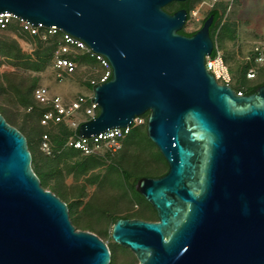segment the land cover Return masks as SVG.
I'll return each instance as SVG.
<instances>
[{
  "label": "water",
  "instance_id": "water-1",
  "mask_svg": "<svg viewBox=\"0 0 264 264\" xmlns=\"http://www.w3.org/2000/svg\"><path fill=\"white\" fill-rule=\"evenodd\" d=\"M185 1L0 0V13L56 26L109 60L111 79L95 87L100 114L81 124L82 137L149 112L169 171L137 188L159 220L118 219L116 243L139 264H264V85L241 94L216 79L206 67L214 16L188 36V10H165ZM111 260L108 243L77 229L43 187L26 136L0 112V264Z\"/></svg>",
  "mask_w": 264,
  "mask_h": 264
},
{
  "label": "rangeland",
  "instance_id": "rangeland-1",
  "mask_svg": "<svg viewBox=\"0 0 264 264\" xmlns=\"http://www.w3.org/2000/svg\"><path fill=\"white\" fill-rule=\"evenodd\" d=\"M216 7L222 8L223 13L214 30L215 46L230 69V84L246 90L264 82V61L258 62L256 58L254 62L255 54L262 52L264 55V0H191L192 10L185 30H200L211 10ZM178 9L179 2H172L167 10ZM7 40L17 41L25 57L34 61L38 59L39 39L23 35L18 29L0 30V43ZM71 52L87 53L75 49ZM26 60L8 57L0 52V109L12 125L21 127L39 144L35 142L37 162L32 164L34 171L39 168L49 172L56 165L51 161L46 164L44 159H57L63 149H70L71 137L58 148L49 136L50 149H46L43 146L45 135L41 141L35 130L41 135L47 128L39 124V112L21 102L16 88L27 91L36 82V85L48 87L52 93L61 94L70 101L79 95H87L89 81L105 73L106 69L101 62L89 65L77 62V72L60 75L54 59L45 62L39 70L26 66ZM250 64L252 68L247 70L248 79H245L244 72ZM251 69H255V77L249 75ZM142 119L143 123L136 125L142 126L141 134L134 138L126 136L119 151L101 148L91 155L83 151L72 157L67 154L60 159L55 172L45 174L40 179L44 188L53 191L73 207V213L69 211L70 218L77 229L94 232L108 243L114 255L111 264L140 263L131 249L115 242L113 226L120 218L157 220L156 210L146 202L137 184L142 177H159L169 171L168 162L160 157L161 151L148 136L146 117L142 116ZM79 160L88 164L87 169L81 162L74 164ZM126 173H130L131 178L136 177L134 184Z\"/></svg>",
  "mask_w": 264,
  "mask_h": 264
},
{
  "label": "built area",
  "instance_id": "built-area-1",
  "mask_svg": "<svg viewBox=\"0 0 264 264\" xmlns=\"http://www.w3.org/2000/svg\"><path fill=\"white\" fill-rule=\"evenodd\" d=\"M14 22H19L21 28L28 32L30 36H41L45 39L49 34H56L58 30H61L56 26L47 27L43 24L34 26L29 21L19 18L14 14L0 13V29H7ZM63 32L64 43L61 44L54 58L55 67L60 75L77 72L79 68L78 63L64 56V54L71 52L73 49L86 51L91 56H95L106 69V72L89 81V93L87 95H79L70 101H67L61 94L52 93L48 87L41 86L37 88L35 92L36 99L41 104L49 107L44 113L42 123L48 126L52 124H65L72 128L75 134L71 137L70 144L81 149L85 154L91 155L97 153L101 148H107L111 152H117L122 148L123 140L131 132L132 128L139 123H143L144 120L142 116H138L134 119L132 125L127 127H115L91 137H82L80 135L79 129L81 124L96 118L100 114L99 103L93 101L95 98V87L111 79L112 67L104 55L94 52L81 39L65 31ZM259 50L260 48H258ZM257 61H264L262 52L259 53ZM206 67L220 83L230 85V69L221 52L217 50L216 55L207 56ZM249 75L255 77V69H251ZM48 139L49 136L45 135L43 146L49 150L50 145Z\"/></svg>",
  "mask_w": 264,
  "mask_h": 264
},
{
  "label": "trees",
  "instance_id": "trees-1",
  "mask_svg": "<svg viewBox=\"0 0 264 264\" xmlns=\"http://www.w3.org/2000/svg\"><path fill=\"white\" fill-rule=\"evenodd\" d=\"M171 4L172 3L168 4L165 7V10L166 11H168L167 9L171 6ZM181 8H186L188 10V12H189V15H190V12L192 10V8H191V0H188V1H185V2H179V9H181ZM168 12L174 13L176 11H168ZM222 13H223L222 8L216 7V8H214V9L211 10L210 14L207 17V18H209L212 15L214 16V23L211 26V36L214 39V41H215L214 30L217 29V27H218V25H219V23L221 21ZM17 29L23 35L25 34L27 36H30L28 34V32L24 31L21 28V26L19 25V22H14L7 29H0V30L8 31V30H17ZM181 33L186 34L188 36H191V35L195 34L196 32H187L185 30V28H183L181 30ZM30 37L37 38V39H39V42H40V45L37 48L38 49L37 50L38 59H36L35 61H34V59H30V58L25 57V55L22 53V50H21L19 44L15 40H7V41H4V42H1L0 43V52H4L8 57H14L16 59H24V58H26L27 59L26 62H25L26 66H28V67H30L31 69H34V70H39V69L43 68V65H44L45 62L54 59L57 51L59 50V48L61 46V44L64 43V40H63V38H64V32L61 31V30H58V32L56 34H49L46 39L43 38V37H41V36H30ZM216 54H217V48L215 46V50H214L213 55H216ZM258 55H259V53L255 54L254 62H255V59L258 57ZM64 56L65 57H68L69 59H71V60H73L75 62H78V63L79 62H85V64H88V65L89 64H98V62H100L95 56H91V54H89V53L69 52L67 54H64ZM250 67H251V64L248 67V69H246V71L244 72L245 79H248L247 78V73H248L247 70H249ZM230 85L237 92H241L243 94H252V93L257 92V89L260 86L264 85V82H261V83L255 84L253 86H250L246 90H242V89L238 88L237 86H235L234 84H230ZM39 87H41V86L36 85V82H35L29 88V90H27V91L21 90L19 87L16 88V91L18 92V94H19V96L21 98V102L23 104H25L27 108L32 107L33 110H37L39 112V116H40L39 117V124L42 127L47 128V130L45 132H43L41 135L38 134V132L35 130V132L37 134V137H40V139L42 141L44 135H48V136H50L51 138L54 139V143L59 146L58 148H61L68 141V139L75 134V131L73 129L69 128L65 124H52V125L48 126V125H44L42 123V119L44 117V113L46 112V110L49 107L46 106V105H44V104H41L36 99L35 92H36L37 88H39ZM30 95H32L33 99H31L32 97L30 98ZM0 112L3 114V111L1 109H0ZM143 117H146V119L148 120V118H149V112L146 113V114H144ZM7 121L10 123V121L8 119H7ZM13 126L17 127L26 136V138L28 140L29 149H30V151L32 153V164H35L37 162V155H36V149H35L36 148L35 147L36 146L35 144L37 143L36 140L33 139L32 137H30L21 127H18L15 124H13ZM141 127L142 126H134L132 128L131 132L127 135V137L134 138L135 136L141 134V131H142V128ZM56 130H58V133H56L57 132ZM135 130H138V131L136 132ZM150 142L153 145H155L151 140H150ZM69 148L70 149H67V150L63 149L62 152H61V154H59L57 156V159H54V160H52V159H49L48 160V158L47 159H44L45 162H46V164L50 163V161H51L56 166L54 168H52L51 171H49V172H44L43 170H40L39 168L35 169V172L39 176L40 179H43L45 174L46 175H49L50 173L55 172L58 169V167H59L58 164H59L60 159H62V157L67 156V154L70 157H72V156H76L77 153L82 152L81 149H78V148H76L75 146H72V145ZM55 150H58V149H55ZM159 154H160V157L163 158V160L166 161V159L164 158V156L162 155V153L159 152ZM80 162L81 161L79 160V161L74 162V164H76V163H79L80 164ZM81 163L84 166V168L87 169L88 164L87 163H84V162H81ZM126 177L128 179H130L131 178V174L130 173H126ZM144 200H146V199L144 198ZM146 202L149 205H151L147 200H146ZM68 207H69V211L71 213H73V207L72 206H68ZM113 259H114V255L112 253L111 263L113 262Z\"/></svg>",
  "mask_w": 264,
  "mask_h": 264
},
{
  "label": "flooded vegetation",
  "instance_id": "flooded-vegetation-1",
  "mask_svg": "<svg viewBox=\"0 0 264 264\" xmlns=\"http://www.w3.org/2000/svg\"><path fill=\"white\" fill-rule=\"evenodd\" d=\"M139 219H143V218H139ZM144 220H146V219H144ZM158 220H159V217H158L157 220H149V221H158Z\"/></svg>",
  "mask_w": 264,
  "mask_h": 264
}]
</instances>
